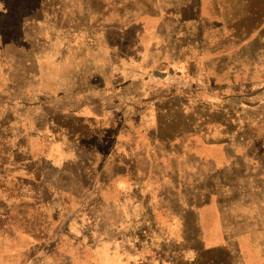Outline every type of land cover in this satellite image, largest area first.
Wrapping results in <instances>:
<instances>
[{
    "label": "rangeland",
    "instance_id": "rangeland-1",
    "mask_svg": "<svg viewBox=\"0 0 264 264\" xmlns=\"http://www.w3.org/2000/svg\"><path fill=\"white\" fill-rule=\"evenodd\" d=\"M142 261L264 264V0H0V264Z\"/></svg>",
    "mask_w": 264,
    "mask_h": 264
},
{
    "label": "trees",
    "instance_id": "trees-1",
    "mask_svg": "<svg viewBox=\"0 0 264 264\" xmlns=\"http://www.w3.org/2000/svg\"><path fill=\"white\" fill-rule=\"evenodd\" d=\"M142 263L147 264L148 262L142 261Z\"/></svg>",
    "mask_w": 264,
    "mask_h": 264
},
{
    "label": "water",
    "instance_id": "water-1",
    "mask_svg": "<svg viewBox=\"0 0 264 264\" xmlns=\"http://www.w3.org/2000/svg\"><path fill=\"white\" fill-rule=\"evenodd\" d=\"M154 224V220H153V222H152V225Z\"/></svg>",
    "mask_w": 264,
    "mask_h": 264
},
{
    "label": "bare ground",
    "instance_id": "bare-ground-1",
    "mask_svg": "<svg viewBox=\"0 0 264 264\" xmlns=\"http://www.w3.org/2000/svg\"><path fill=\"white\" fill-rule=\"evenodd\" d=\"M220 256V255H219Z\"/></svg>",
    "mask_w": 264,
    "mask_h": 264
}]
</instances>
